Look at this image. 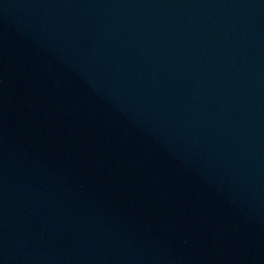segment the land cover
I'll list each match as a JSON object with an SVG mask.
<instances>
[{
    "label": "water",
    "instance_id": "95a60500",
    "mask_svg": "<svg viewBox=\"0 0 264 264\" xmlns=\"http://www.w3.org/2000/svg\"><path fill=\"white\" fill-rule=\"evenodd\" d=\"M264 70V0H198Z\"/></svg>",
    "mask_w": 264,
    "mask_h": 264
}]
</instances>
